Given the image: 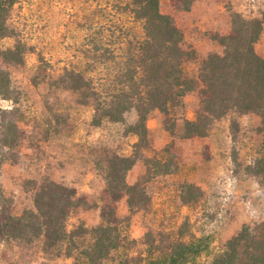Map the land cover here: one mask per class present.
<instances>
[{
	"label": "rangeland",
	"instance_id": "1",
	"mask_svg": "<svg viewBox=\"0 0 264 264\" xmlns=\"http://www.w3.org/2000/svg\"><path fill=\"white\" fill-rule=\"evenodd\" d=\"M10 24L29 51L23 62L8 66L18 102L0 100V107L18 109L17 126L22 138L12 153L15 157L0 167V182L10 200L12 214L33 208L32 196L44 179L74 188L88 204L98 201L104 181L96 163L105 153L127 156L137 141L126 129L133 124L134 112L125 114L124 123L103 120L94 125L93 107L79 94L61 83L64 70H74L98 84L107 75L105 58L93 57V44L121 53L126 44L143 36L142 24L128 10L127 0H13ZM159 10L170 16L183 35V46L196 54L184 64L193 75L198 62L210 53H222L211 39L226 35L231 14L260 17L264 0H194L187 11L161 0ZM14 38H0V48L11 47ZM255 52L264 59V23ZM199 105L196 92L186 95L168 118L158 110L146 120L149 145L169 164L168 174H151L146 190L150 203L146 210L131 215L127 233L140 240L148 229L179 234L184 241H200L197 260L209 264L224 244L243 224L264 221V188L248 167L264 155L260 118L255 113H230L212 123L205 137H180L182 121L193 120ZM235 122V124H232ZM153 172V171H152ZM146 173L139 160L127 172L133 184ZM193 185L201 195L184 204L181 186ZM126 196L116 205V215H128ZM87 226L99 222L95 208L78 207L67 218V228L78 222ZM138 245L134 250H140ZM0 264H71L70 259H49L36 244L0 243Z\"/></svg>",
	"mask_w": 264,
	"mask_h": 264
},
{
	"label": "trees",
	"instance_id": "2",
	"mask_svg": "<svg viewBox=\"0 0 264 264\" xmlns=\"http://www.w3.org/2000/svg\"><path fill=\"white\" fill-rule=\"evenodd\" d=\"M127 1L128 10L142 24L143 36L128 42L118 54L99 44L87 49L93 57L105 58L103 64L112 62L98 84L74 70H64L60 82L77 92L82 103L92 105L94 125L103 120L124 123L125 114L135 113L134 123L126 129L137 137L131 154L105 153L96 163L104 188L93 204L77 196L74 188L44 179L33 193V208L14 215L0 182V243L36 244L45 257H63L71 264H200L197 258L203 248L199 240L184 241L179 234L151 229L140 240L127 233L131 215L146 210L150 203L146 186L151 174L171 172L155 152L151 157L142 152L153 151L146 127L148 115L158 110L166 120L186 95L196 92L199 105L195 118L182 121L180 137H205L213 122L230 113H255L260 118L264 147V59L254 50L264 11L255 18L232 13L229 32L211 37L222 46V53L201 58L196 73L189 75L183 66L195 61L196 54L183 46V35L173 19L160 12L161 0ZM168 1L179 11L189 10L194 2ZM13 4V0H0V38L15 39L11 47L0 48V100L16 104L19 94L11 85L7 67L21 64L29 49L9 22ZM18 117L16 107H0V167L15 157L12 151L23 136ZM139 160L146 173L128 184L126 174ZM248 169L264 188V155ZM197 194L201 195L198 187L181 186L184 204L194 201ZM124 195L129 213L120 218L116 205ZM78 207L98 209L99 222L87 226L80 221L68 229L67 218ZM138 245L142 248L134 250ZM209 264H264V221L243 224Z\"/></svg>",
	"mask_w": 264,
	"mask_h": 264
}]
</instances>
